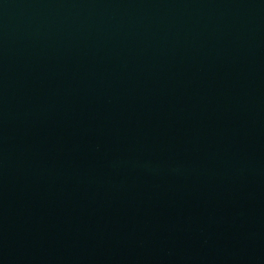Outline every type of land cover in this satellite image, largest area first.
<instances>
[{"label": "water", "instance_id": "95a60500", "mask_svg": "<svg viewBox=\"0 0 264 264\" xmlns=\"http://www.w3.org/2000/svg\"><path fill=\"white\" fill-rule=\"evenodd\" d=\"M0 264H264V0H0Z\"/></svg>", "mask_w": 264, "mask_h": 264}]
</instances>
